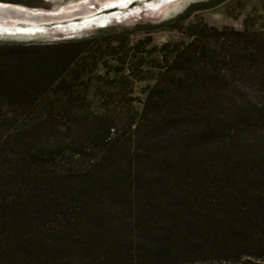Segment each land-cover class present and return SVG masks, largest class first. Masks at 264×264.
Returning <instances> with one entry per match:
<instances>
[{"label": "trees", "instance_id": "1", "mask_svg": "<svg viewBox=\"0 0 264 264\" xmlns=\"http://www.w3.org/2000/svg\"><path fill=\"white\" fill-rule=\"evenodd\" d=\"M211 7L162 24L182 39L130 49L142 107L103 149L119 165L130 148L129 206L93 199L116 175L72 187L69 162L32 152L25 106L0 86V264H114V250L131 264H264V21L183 24ZM129 211L132 242L114 244L109 229Z\"/></svg>", "mask_w": 264, "mask_h": 264}, {"label": "rangeland", "instance_id": "2", "mask_svg": "<svg viewBox=\"0 0 264 264\" xmlns=\"http://www.w3.org/2000/svg\"><path fill=\"white\" fill-rule=\"evenodd\" d=\"M220 1L137 0L104 11L110 17L105 27L116 28L94 37L90 33L100 27L88 23L90 16L58 19L62 13L56 11L55 15L34 13L32 20H0L11 30L21 29L0 34V86L11 103L25 106L32 152L50 163L69 162L66 177L72 187H88L101 175H116L120 185H107L93 199L129 206L130 148L119 165L108 162L103 149L114 143L117 133L134 126L142 107L144 81L130 75V49L147 36L157 48L182 39L180 32L162 24L193 4L213 7L192 9L183 24L201 20L218 29H241L244 19L255 29L263 24L264 0L216 3ZM79 13L74 9L67 14ZM97 222L103 225L102 218ZM109 238L114 244L132 242L130 211L122 223L109 229ZM111 260L131 264L120 250L112 252Z\"/></svg>", "mask_w": 264, "mask_h": 264}, {"label": "water", "instance_id": "3", "mask_svg": "<svg viewBox=\"0 0 264 264\" xmlns=\"http://www.w3.org/2000/svg\"><path fill=\"white\" fill-rule=\"evenodd\" d=\"M121 1L123 0H0V20H32L34 13H47L46 15H51L53 13V15H55L56 11H61L62 13L58 19L71 18L67 13H72L78 6L83 8L82 12L73 16L76 18L82 16L91 17L109 9L128 6L137 0H127L122 5H117ZM113 18L117 19L118 16L115 15ZM108 23L109 21L104 25H94L102 28ZM0 28L8 29V27L3 24L0 25ZM9 31H12L11 28Z\"/></svg>", "mask_w": 264, "mask_h": 264}, {"label": "bare ground", "instance_id": "4", "mask_svg": "<svg viewBox=\"0 0 264 264\" xmlns=\"http://www.w3.org/2000/svg\"><path fill=\"white\" fill-rule=\"evenodd\" d=\"M127 0H123L121 1L120 3H118L117 5H122L123 3H125ZM72 7V6H70ZM75 10H78L80 13L82 12L83 8H81L80 6L76 7ZM110 14V13H109ZM150 14V13H149ZM57 16V15H56ZM138 16V14H137ZM48 17V16H47ZM72 19H76V17H71ZM123 18V17H122ZM130 18V17H129ZM110 17L107 16L106 13H100V14H97V15H93L90 17V19L88 20V23H92V24H96V25H104L107 21H109ZM51 21V20H50ZM1 25V23H0ZM13 32H19L21 31L20 28H15L12 30ZM1 33H5V34H8V33H12L11 31H9V28H0V34ZM2 37V36H1ZM7 37V36H6Z\"/></svg>", "mask_w": 264, "mask_h": 264}]
</instances>
